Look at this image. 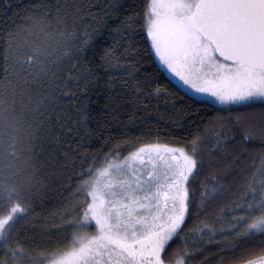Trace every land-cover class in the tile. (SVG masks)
Wrapping results in <instances>:
<instances>
[{
  "label": "snow or ice",
  "instance_id": "6c2138e0",
  "mask_svg": "<svg viewBox=\"0 0 264 264\" xmlns=\"http://www.w3.org/2000/svg\"><path fill=\"white\" fill-rule=\"evenodd\" d=\"M35 7L4 38L0 264H264V0H112L105 15L115 31L134 33L139 25L161 63L227 113L213 118L220 130L213 133L218 151L208 162L211 181L201 185L196 203L191 185L205 168L200 135L190 147L143 144L79 173L75 196L82 200L64 217L67 235L54 244L25 245L18 225L31 214L29 198L42 183L33 158L41 146L42 108L60 87L53 68L78 59L96 31L81 32L74 5ZM37 36L60 40L53 47ZM100 59L105 69L119 65L111 48ZM224 192L234 199L209 219ZM177 239L182 246L173 250Z\"/></svg>",
  "mask_w": 264,
  "mask_h": 264
},
{
  "label": "trees",
  "instance_id": "16d2710c",
  "mask_svg": "<svg viewBox=\"0 0 264 264\" xmlns=\"http://www.w3.org/2000/svg\"><path fill=\"white\" fill-rule=\"evenodd\" d=\"M112 0H0V78L3 77L5 37L23 17L38 10L41 3L71 4L80 10L76 23L81 32H93L91 46L78 59L66 61L58 67L55 82L59 89L42 119V140L34 162L40 167L42 183L30 196V215L18 225L22 244L34 242L56 243L64 231L66 213L70 205L82 200L75 196L78 175L95 164L127 156L143 144L161 143L190 147L194 135L202 137L201 156L204 174L191 185L196 203L204 191L202 184L211 181L208 167L218 151L213 133L219 131L214 117L223 107L208 100H199L182 90L160 67L150 40L143 29L134 25V33L114 30V20L105 15ZM138 3L141 0H137ZM106 21V23H104ZM37 42L55 47L60 40L37 36ZM105 48L114 50L119 60L115 68L105 69L100 59ZM56 53H53L52 59ZM115 63V62H114ZM73 64L76 67L73 68ZM51 67V65H50ZM134 75H128L133 72ZM157 89H159L157 91ZM43 89H37L42 91ZM239 140V134L234 133ZM231 143V141H229ZM258 164L259 161L257 160ZM20 167H25L21 158ZM234 199L232 192H224L209 208V219L215 220L219 207ZM201 213V218H203ZM196 222L193 216L189 223ZM182 246L177 239L173 250ZM223 247V244H221ZM215 251V246H212ZM230 255V254H226ZM4 257L0 250V258ZM218 257H214L213 260Z\"/></svg>",
  "mask_w": 264,
  "mask_h": 264
},
{
  "label": "rangeland",
  "instance_id": "374dc122",
  "mask_svg": "<svg viewBox=\"0 0 264 264\" xmlns=\"http://www.w3.org/2000/svg\"><path fill=\"white\" fill-rule=\"evenodd\" d=\"M154 52V50H153ZM154 55H155V52H154ZM156 57V60L158 62V64L160 65V67L165 71V73L179 86L182 88V90H184L185 92H187L189 95L195 97L196 99H199V100H208V101H211L213 104L217 105V106H220V107H223L221 105H219L218 103H216V101L210 97V96H206V95H203V94H200V93H197L195 90L191 89L189 86L185 85L183 83V81H181L179 79V77L175 76L174 73H172L170 70L167 69V67L165 65H163L161 63V61L159 60V58L155 55ZM122 159V158H120ZM120 159H117L120 160Z\"/></svg>",
  "mask_w": 264,
  "mask_h": 264
}]
</instances>
